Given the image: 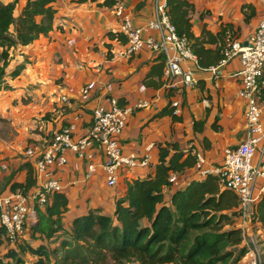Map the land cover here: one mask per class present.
Segmentation results:
<instances>
[{
  "label": "crops",
  "instance_id": "crops-1",
  "mask_svg": "<svg viewBox=\"0 0 264 264\" xmlns=\"http://www.w3.org/2000/svg\"><path fill=\"white\" fill-rule=\"evenodd\" d=\"M78 1L56 0L52 31L38 38L43 42L31 43L34 50L48 42L46 56L44 52L38 61L30 62L29 54L33 52L26 51L28 46L11 52L8 74L19 66L18 56H24L28 62L15 79L7 78L6 89L0 91V193L9 194L13 184L25 183V165L30 163L24 155L27 147L42 146L70 124L75 126L76 139L83 136L93 110L109 107L111 99L121 107L133 109L139 102L148 103L145 108L133 110L118 140L124 155L148 154L150 159L145 168H121L116 185L108 187L102 156L97 151L93 153L96 169L90 178L85 163L67 152V163L53 169V176L68 200L63 220L66 229L74 218L89 210L111 216L116 199L126 191L127 181L154 173L159 145L173 144L185 152L193 149L204 158V168L222 164L224 149L236 147L244 140L246 120L245 102L238 96L239 60L234 58L222 66L218 60L228 37L246 42L264 16V0H186L193 6L191 33L197 39L195 50L199 59L196 57L197 65L195 62L183 65L194 69L197 82L195 87L185 89L181 79L164 76L163 58L151 50L144 48L130 57L121 55L124 42L106 37L108 32H120V20L112 9L99 7L100 1ZM26 2L0 0L1 4H14L15 18ZM121 3L136 28H144L152 19L153 0ZM223 29L227 30L225 36ZM142 36L157 38L158 34L144 30ZM108 54L110 59L106 57ZM53 62L58 63L57 67L51 66ZM90 82L95 83V89L82 97L80 90ZM174 102L179 103L180 109L176 116L172 114ZM261 117L264 123V105ZM7 129L9 133L3 135ZM258 160L257 155L254 162ZM204 178L194 165L177 176L175 188ZM36 187L37 178L27 193ZM256 190L258 201L264 191V178L256 181ZM163 193L165 200L171 195L168 189ZM249 232L264 255L262 226L257 224Z\"/></svg>",
  "mask_w": 264,
  "mask_h": 264
},
{
  "label": "trees",
  "instance_id": "trees-1",
  "mask_svg": "<svg viewBox=\"0 0 264 264\" xmlns=\"http://www.w3.org/2000/svg\"><path fill=\"white\" fill-rule=\"evenodd\" d=\"M92 1L112 9L123 0ZM55 3L27 0L18 18L13 3H0V91L6 89L8 77L15 79L21 72L22 65L6 72L12 50L27 47L52 31ZM166 4L178 35L187 39L199 59L197 39L191 33L193 6L186 0H166ZM225 30L221 31L224 36ZM106 37L125 43L120 32H108ZM221 59L220 53L218 61ZM158 152L154 173L127 181L111 216L89 210L66 229L63 220L68 200L64 193L56 192L38 209L37 222L13 244L0 226V264H238L246 248L237 227L236 194L223 188L214 175L176 189L169 182L170 175L181 176L192 169L195 157L191 149L185 152L173 144L159 145ZM25 168V183L13 184L11 193H27L35 185L33 165L27 163ZM165 188L171 192L167 200ZM252 222L264 230V191L254 206Z\"/></svg>",
  "mask_w": 264,
  "mask_h": 264
},
{
  "label": "built area",
  "instance_id": "built-area-1",
  "mask_svg": "<svg viewBox=\"0 0 264 264\" xmlns=\"http://www.w3.org/2000/svg\"><path fill=\"white\" fill-rule=\"evenodd\" d=\"M153 5L152 19L144 28H136L132 24L121 2L113 6L114 15L121 21L120 33L125 37L121 55L130 57L147 48L163 58L164 76L167 79L179 78L185 89H191L197 84L194 69L183 65L195 62L196 57L187 39L178 35L171 22L166 0H153ZM144 30L156 32L158 37L143 38ZM247 43V46H243L242 42L228 37L219 62L222 66L237 58L240 63L238 96L245 102L244 140L236 147L224 149L223 161L219 167L204 168V158L193 149L191 154L195 157V168L200 176L214 175L223 188L236 194L241 245L246 248L243 264H262L260 245L249 231L257 225L252 222L257 202L254 195L255 184L258 179L264 178V126L261 122L264 99V16ZM94 89L95 83L90 82L83 86L80 95L86 97ZM62 100L68 102L66 98ZM109 104L107 108L99 106L93 110L91 122L83 136L76 139L75 126L70 124L54 133L41 147L29 146L25 149V158L33 165L36 173L37 187L28 193H0V226L6 229L10 243H14L28 227L37 222L38 209L43 207L48 196L61 192V184L53 176V169L67 163V152L75 154L85 163L87 178H90L96 169L93 153L97 151L102 156V168L108 187L116 185L121 168H145L149 165L148 154L124 155L118 140L133 110L145 108L148 103L139 102L134 109L119 106L115 99H111ZM172 108L174 116L180 114L178 102L172 103ZM257 155L259 160L253 163ZM169 182L175 187L177 176L170 175Z\"/></svg>",
  "mask_w": 264,
  "mask_h": 264
},
{
  "label": "rangeland",
  "instance_id": "rangeland-1",
  "mask_svg": "<svg viewBox=\"0 0 264 264\" xmlns=\"http://www.w3.org/2000/svg\"><path fill=\"white\" fill-rule=\"evenodd\" d=\"M119 23H120V31H121V21H119ZM43 37H45V36H43ZM37 40V41H36ZM35 41L36 42H39L40 41V43L41 42H43V40H38V39H36ZM34 41V42H35ZM32 43V44H35V43ZM32 44L31 45H29L28 47H27V49H26V51L28 52V49H29V51L31 52H33V53H30L29 55H31V58H28L29 59V61L30 62H34V61H38V59H39V55L40 54H43L44 52H45V56H46V54H48V51H47V44H48V42H44V43H42V47L40 46V47H38V49L35 47V49L34 50H31V47H32ZM16 50V49H15ZM14 51V50H13ZM27 52H26V54H27ZM24 53H25V50H23L22 51V54L24 55ZM15 56L13 55V58H14ZM16 58V57H15ZM18 62H20L19 63V65H22V68H21V71L22 70H24L25 68H26V62H28L27 61V59L24 57V56H18ZM55 64V62H53L52 63V65L51 66H53ZM57 65H58V63H56L55 64V66L57 67ZM54 70H57V69H54ZM263 103H264V101H263ZM264 105V104H263ZM261 122H262V124H263V126H264V123H263V119H262V117H261ZM9 133V130L7 129L5 132H4V134L3 135H5V134H8ZM51 137V136H50ZM49 140V139H48ZM47 140V141H48ZM41 147V146H40ZM259 156V155H258ZM253 163H254V160H253ZM257 194V190H256V184H255V190H254V195H256ZM260 245V244H259ZM260 249H261V251H262V248L260 247ZM263 253V252H262ZM262 257H263V255H262ZM238 264H243V259L241 260V261H239V263ZM262 264H264V260L262 261Z\"/></svg>",
  "mask_w": 264,
  "mask_h": 264
},
{
  "label": "water",
  "instance_id": "water-1",
  "mask_svg": "<svg viewBox=\"0 0 264 264\" xmlns=\"http://www.w3.org/2000/svg\"><path fill=\"white\" fill-rule=\"evenodd\" d=\"M242 44H243V46H247L248 45L247 41L242 43Z\"/></svg>",
  "mask_w": 264,
  "mask_h": 264
}]
</instances>
